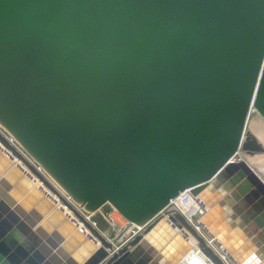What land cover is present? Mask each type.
<instances>
[{"label":"water","instance_id":"1","mask_svg":"<svg viewBox=\"0 0 264 264\" xmlns=\"http://www.w3.org/2000/svg\"><path fill=\"white\" fill-rule=\"evenodd\" d=\"M0 55L5 122L87 210L109 203L128 221L105 237L0 131V264H180L192 246L211 264H264V179L245 160L264 155L246 131L252 108L264 120V0H0ZM37 76L42 113L19 116V82ZM87 97L119 134L102 154L76 145L103 155L93 165L50 130L92 129ZM185 190L207 208L201 234L176 210L151 221Z\"/></svg>","mask_w":264,"mask_h":264},{"label":"bare ground","instance_id":"2","mask_svg":"<svg viewBox=\"0 0 264 264\" xmlns=\"http://www.w3.org/2000/svg\"><path fill=\"white\" fill-rule=\"evenodd\" d=\"M6 51V50H5ZM4 51V52H5ZM1 58V55H0ZM38 79V76L35 78V81L31 80V81H27V80H22L19 82V89L18 92H16V99H17V103L19 104L20 108H15L16 113L19 116H30V115H35V117L37 118L38 115L41 112L40 108H38L37 105L33 106V108H31L29 101L30 98L28 99V96L34 99H39L42 100V94L40 93V90L36 87H34V85H29L32 83H35ZM70 92V91H69ZM69 92H64V97L67 100H72L73 98H76V100H81L82 97L77 96V95H70L68 94ZM72 93V92H70ZM86 98V97H85ZM87 100L90 101L89 103H91V106L86 109V114L83 116L84 118L87 119H91L89 120L91 123V127L92 129H90V126L85 125V126H72L70 125V128L66 129L64 128V122L63 124H59L57 126H52L50 127V130H54L56 131V133H58V137L56 138V140L58 141V143L63 146L64 148V152L66 154H68L70 157H73L74 160H77V158H79L80 161L85 162L86 159L85 157L88 159L89 158V162L93 165L96 164V162H99L101 160H104L102 156H97L94 154L93 152V148H89L86 149V153L89 154L87 155L85 153L84 150L77 148V144H91L90 146H93L94 144H99V152L100 154L103 153L102 148L104 147L106 149V147H108L109 145H111L112 147L114 146L113 141L110 140H114L116 138H119V134H117L118 132L116 131V128H109L106 129V126L103 125L102 123L105 121V119L107 118L108 112L102 108V110H98L96 108V102L90 98L87 97ZM46 101H51V99L46 100ZM24 105V107H22ZM55 113L59 114V115H63V113L58 112L57 110H53ZM98 111V114H97ZM81 113V112H78ZM98 116L99 117V123L94 122V120H92V118ZM5 117H3L2 115H0V129H2L5 133H7V136H9V139L11 141H13V143H15L22 151H26L25 150V146H24V142L26 139V135L24 134V132L18 127V125H14L11 123H7L5 122ZM32 119V118H30ZM29 126L32 125L31 121L26 122ZM64 131V133L59 134V132ZM253 133L254 135L257 137V139L264 144V126H254L253 127ZM95 139V142H92L91 140ZM128 139V138H127ZM109 146V147H111ZM97 147V146H96ZM70 148V149H69ZM98 148V147H97ZM121 148H124L123 146H121ZM126 149V148H125ZM112 153V157L114 158L115 153L111 150H109ZM136 152V151H135ZM30 160L31 162L35 163V165H37L36 167H38L39 171L48 179V181L52 184V186L54 188H58L57 190L59 191V193L65 197L72 205H74L75 207H79L78 209L81 210V212L88 214V213H92L93 210H87L82 202V198L80 197V194L77 190H75L74 188H72L70 185H64L62 182L63 177L61 176V173L59 171V168L57 167V165L54 164V162H52V158L50 156L47 155V152L44 153L41 156H30ZM84 158V159H83ZM12 160H14L12 158ZM133 164L129 161H127V167L128 168H133L135 167V161L131 158ZM78 161V160H77ZM13 162V161H12ZM18 162V161H17ZM115 162V161H114ZM246 162L253 168V170L255 171V173L261 178L264 179V156L263 157H259V158H255V159H249L246 160ZM14 165L20 167L19 164H16L15 162H13ZM131 166V167H129ZM21 169L24 170L25 174L30 177V179H32L33 184L37 187H39L42 192L48 196L51 200V202L58 208L64 211V213L66 214V217H68V219H70L74 225L78 228V229H82L84 231V229L82 228L81 224L73 217L71 216L70 212L68 210H65L64 207L61 204H58L59 202L57 201L56 198H53L50 193L44 189L43 187H41V185L32 178V176L27 172V170L21 165ZM149 176V175H148ZM155 176L152 175V178H154ZM62 192V193H61ZM66 195V196H65ZM197 202H193L191 205V210H198L199 208V203ZM142 225V222L136 223L135 227H140ZM86 232V231H84ZM180 264H211L199 251L195 246H192V248H190V251L186 254V256L183 258V260L180 262Z\"/></svg>","mask_w":264,"mask_h":264},{"label":"rangeland","instance_id":"3","mask_svg":"<svg viewBox=\"0 0 264 264\" xmlns=\"http://www.w3.org/2000/svg\"><path fill=\"white\" fill-rule=\"evenodd\" d=\"M264 126V120L259 116V114L252 108L249 112L247 121H246V131L253 133V127L254 126ZM4 135L9 139V136H7V133H5L2 129H0ZM254 134V133H253ZM10 143L16 147L18 152L26 158L28 161L31 162L30 156H33L25 147L26 151H22L13 141L10 140ZM262 156H255L253 158H247L245 160L249 159H255ZM238 157H236L237 159ZM14 159V158H13ZM16 164H21L17 162L15 159L12 160ZM34 166L35 163L31 162ZM58 189V188H57ZM59 190V189H58ZM60 191V190H59ZM62 193V192H61ZM66 196V195H65ZM60 204V203H58ZM89 217V221L94 223V227H96L105 237L107 238H113L114 235L119 233L126 225L128 224V221L123 217L111 204L106 203L97 210L93 211L92 213L86 214Z\"/></svg>","mask_w":264,"mask_h":264},{"label":"built area","instance_id":"4","mask_svg":"<svg viewBox=\"0 0 264 264\" xmlns=\"http://www.w3.org/2000/svg\"><path fill=\"white\" fill-rule=\"evenodd\" d=\"M193 202L199 203L200 209L191 210L192 208L191 205ZM75 208L86 220L89 221V217L85 213L81 212V210L78 209L79 207L78 208L75 207ZM206 209L207 208L202 204V202L197 197L192 196L189 190H185L182 193H180L176 198L172 199L164 208V210L153 216L151 221L158 217H164L165 212L168 210H176L188 221L190 225H192L196 229V231H198L201 234L200 228L197 225L200 224L199 218L200 216L203 215ZM91 224L94 225L93 222H91ZM143 226L141 225L140 227H135V230L136 229L140 230L142 229ZM136 232L137 231H134L133 233H128L125 238L127 239L128 237H130L131 234H135ZM205 240L207 241L208 244H211L212 242V239H207L206 237Z\"/></svg>","mask_w":264,"mask_h":264}]
</instances>
